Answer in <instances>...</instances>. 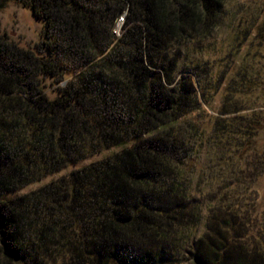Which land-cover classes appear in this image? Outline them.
<instances>
[{"label":"trees","instance_id":"trees-1","mask_svg":"<svg viewBox=\"0 0 264 264\" xmlns=\"http://www.w3.org/2000/svg\"><path fill=\"white\" fill-rule=\"evenodd\" d=\"M15 1L44 39L35 52L0 33V264H264L260 118L190 117L208 89L182 45L224 0ZM45 76L64 81L52 97Z\"/></svg>","mask_w":264,"mask_h":264},{"label":"rangeland","instance_id":"rangeland-1","mask_svg":"<svg viewBox=\"0 0 264 264\" xmlns=\"http://www.w3.org/2000/svg\"><path fill=\"white\" fill-rule=\"evenodd\" d=\"M120 23L114 27L117 34H120L122 21ZM42 30V20L36 18L27 6L11 0L0 9V33L6 34L17 45L36 52L37 45L44 39ZM182 52L184 65L206 72V76H201L199 89H208V101L202 103L199 113L195 111L190 117H198L201 128L208 131L214 117L224 111L239 108L241 115L256 112L261 124L254 136L253 147L264 150V0H224L212 31L207 36L194 34L182 45ZM189 68L183 72L185 75L189 73ZM72 75L71 71L66 72V78ZM63 83L51 76L42 79L43 88L51 97L56 94V87ZM205 144L201 148L199 166L206 158ZM118 148L103 149L5 194L3 198L35 189ZM256 185L264 196V173Z\"/></svg>","mask_w":264,"mask_h":264},{"label":"built area","instance_id":"built-area-1","mask_svg":"<svg viewBox=\"0 0 264 264\" xmlns=\"http://www.w3.org/2000/svg\"><path fill=\"white\" fill-rule=\"evenodd\" d=\"M121 21H123V16H121V17L119 18V23H120Z\"/></svg>","mask_w":264,"mask_h":264},{"label":"water","instance_id":"water-1","mask_svg":"<svg viewBox=\"0 0 264 264\" xmlns=\"http://www.w3.org/2000/svg\"><path fill=\"white\" fill-rule=\"evenodd\" d=\"M120 24H121V23H120ZM120 24L117 25L118 29H119V27H120Z\"/></svg>","mask_w":264,"mask_h":264}]
</instances>
